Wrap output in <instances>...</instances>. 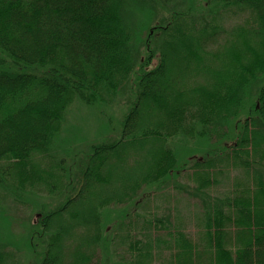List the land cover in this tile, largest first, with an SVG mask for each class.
I'll return each instance as SVG.
<instances>
[{"label": "trees", "instance_id": "1", "mask_svg": "<svg viewBox=\"0 0 264 264\" xmlns=\"http://www.w3.org/2000/svg\"><path fill=\"white\" fill-rule=\"evenodd\" d=\"M194 3L0 0V264H264V0ZM123 90L120 119L102 120ZM74 102L109 128L69 186L53 145ZM172 182L198 199L195 235L130 212ZM38 185L55 200L17 223L7 199Z\"/></svg>", "mask_w": 264, "mask_h": 264}, {"label": "rangeland", "instance_id": "2", "mask_svg": "<svg viewBox=\"0 0 264 264\" xmlns=\"http://www.w3.org/2000/svg\"><path fill=\"white\" fill-rule=\"evenodd\" d=\"M194 5L197 7V12L201 11L198 9L201 8L200 5H202V0H195ZM156 61L157 57H153L151 63L155 64ZM129 95L130 93H128L127 90H123L118 94L116 100L112 104L100 109L104 113L101 114V119L105 121L108 113L113 117L112 124L114 125L115 118L120 119L121 113L125 111L124 104H126L131 98L128 97ZM101 119L95 116L93 110L84 104L82 105L81 103L74 102L70 106L63 123V130L60 137L56 139L53 145V151L60 152L61 156L64 158V167L66 169L64 170L65 175L62 177V181L65 184L70 183L69 186H71L78 182L80 176L77 167L82 161H84L85 148L90 143L107 136L109 125ZM65 127L69 128V130L64 129ZM112 129H114V126ZM108 134L109 137L115 138L116 131L111 130ZM49 161L48 158L40 160L43 167H49L47 166ZM241 170H243L242 167H237L233 171L218 175V182L210 188L211 193L217 194L218 192H223L230 188L234 182V174L239 173V175H242ZM191 171L192 170L189 168L181 171L180 176L177 178L178 181L184 184H193L188 177L191 175ZM39 186L40 185L36 186L34 190L30 189L32 191L31 193H28V199H7L6 203L9 205L7 206L9 210L8 214L13 218H16V220L18 219L17 223L22 216L27 218L30 217L33 220L35 219L38 206H34V200L39 199L47 202L55 200V195L57 194L51 192L50 189H48V186L44 185L43 188L41 187L37 189ZM167 186L168 188L163 190H153L149 195H145L143 190L141 191L140 196L136 195L137 199L135 198L136 200H134L133 203L130 202L128 204L133 218L136 210L139 212L157 211L156 213L158 214L169 215L172 224H179L188 230L191 235H195L196 231L200 228L199 210L197 205L198 199L186 191H179L174 188L173 182L169 183ZM29 188H31V186L27 189ZM60 190L63 192L65 187L60 188ZM137 193H139V191ZM131 199L132 198H130V200ZM118 205L126 206L125 203L122 204V202ZM18 251H22V259L26 261L27 257H29L28 251L26 252V250L22 249H19Z\"/></svg>", "mask_w": 264, "mask_h": 264}, {"label": "bare ground", "instance_id": "3", "mask_svg": "<svg viewBox=\"0 0 264 264\" xmlns=\"http://www.w3.org/2000/svg\"><path fill=\"white\" fill-rule=\"evenodd\" d=\"M232 2V1H231ZM228 3V2H227ZM222 12V11H221ZM221 14V13H220ZM223 14V13H222ZM217 16V15H216ZM221 16V15H220ZM218 23V22H217ZM165 28V27H164ZM259 43V42H258ZM260 44V43H259ZM259 46V45H258ZM257 48V47H256ZM258 49V48H257ZM256 138V137H255ZM256 140H257V138H256ZM258 143V142H257ZM241 144V143H240ZM253 144V143H252ZM255 144H256V141H255ZM254 149V148H253ZM252 149V150H253ZM264 151V150H263ZM254 152H255V150H254Z\"/></svg>", "mask_w": 264, "mask_h": 264}]
</instances>
